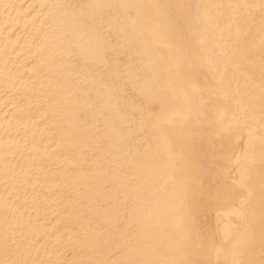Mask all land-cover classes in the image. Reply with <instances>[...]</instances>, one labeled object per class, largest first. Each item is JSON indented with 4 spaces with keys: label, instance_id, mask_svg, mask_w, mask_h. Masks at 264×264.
<instances>
[{
    "label": "bare ground",
    "instance_id": "bare-ground-1",
    "mask_svg": "<svg viewBox=\"0 0 264 264\" xmlns=\"http://www.w3.org/2000/svg\"><path fill=\"white\" fill-rule=\"evenodd\" d=\"M0 264H264V0H0Z\"/></svg>",
    "mask_w": 264,
    "mask_h": 264
},
{
    "label": "clouds",
    "instance_id": "clouds-1",
    "mask_svg": "<svg viewBox=\"0 0 264 264\" xmlns=\"http://www.w3.org/2000/svg\"><path fill=\"white\" fill-rule=\"evenodd\" d=\"M179 207H177L176 209H174V212L176 213V215L174 216V218H172L169 222H168V226L172 229V231L176 234H179L180 229H181V224H180V216H179Z\"/></svg>",
    "mask_w": 264,
    "mask_h": 264
}]
</instances>
